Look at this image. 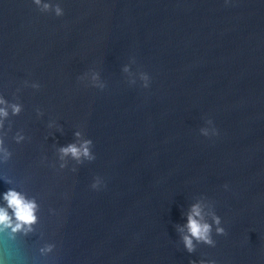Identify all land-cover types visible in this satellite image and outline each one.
Wrapping results in <instances>:
<instances>
[{"label": "water", "instance_id": "water-1", "mask_svg": "<svg viewBox=\"0 0 264 264\" xmlns=\"http://www.w3.org/2000/svg\"><path fill=\"white\" fill-rule=\"evenodd\" d=\"M63 6L55 17L30 0H0V91L22 89L24 111L11 121L31 138L10 143L0 171L41 203L36 231L0 236V253L10 264H264V0ZM130 57L133 71L150 74L148 89L127 84ZM88 68L105 89L80 79ZM50 117L61 131L46 126ZM207 117L219 135L199 134ZM75 127L93 139L96 159L60 169L55 146ZM96 174L100 190L89 187ZM199 195L226 233L187 253L175 225ZM45 240L54 248L42 255Z\"/></svg>", "mask_w": 264, "mask_h": 264}, {"label": "clouds", "instance_id": "clouds-1", "mask_svg": "<svg viewBox=\"0 0 264 264\" xmlns=\"http://www.w3.org/2000/svg\"><path fill=\"white\" fill-rule=\"evenodd\" d=\"M225 2L227 3L228 0ZM30 3L41 13H48L55 17L65 15L64 0H30ZM134 63L135 58L130 57L129 62L121 67L127 84L129 86L139 84L140 87L148 89L151 86L150 74L139 68L133 71L132 64ZM85 78L97 89L103 90L107 86V82L96 69H86L80 79ZM23 86L39 90L41 83L38 80H25ZM21 90L20 87H17L11 93V98L0 91V165L13 159L14 151L10 147V143L21 145L31 139L23 128H14L11 121L12 117H17L24 111V104L19 95ZM34 110L37 118L45 115L40 106H36ZM46 126L49 129L62 130L61 126L51 117L47 120ZM199 134L211 138L219 135V130L213 120L207 117L204 125L199 128ZM72 137L73 139L67 143L55 146L56 161L60 169L67 166L75 171L77 165L96 159V153L93 150L94 141L91 137H85L79 127L72 129ZM69 161L73 163L69 164ZM0 181L8 185L4 190H0V236L15 240L17 236H27L35 232L36 225L40 222L41 210V203L37 194L30 192L11 176L4 175L2 171H0ZM104 186V178L99 174L93 175L89 184L90 189L100 190ZM223 188L227 190L229 185L225 183ZM53 211L54 209L49 208V213ZM182 217L183 222L176 224L175 229L178 233L179 243L187 253L195 252L200 244L214 247L216 240L213 238V233L216 235L226 233L222 217L215 210L214 202L204 195L193 197L182 211ZM53 248L54 244L45 240L37 250L43 255L50 253ZM0 264H10L4 253H0ZM190 264H216V261L214 259L191 260Z\"/></svg>", "mask_w": 264, "mask_h": 264}]
</instances>
